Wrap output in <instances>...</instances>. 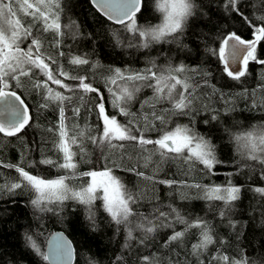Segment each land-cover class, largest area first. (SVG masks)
Listing matches in <instances>:
<instances>
[{
    "label": "trees",
    "instance_id": "16d2710c",
    "mask_svg": "<svg viewBox=\"0 0 264 264\" xmlns=\"http://www.w3.org/2000/svg\"><path fill=\"white\" fill-rule=\"evenodd\" d=\"M20 3L22 0L13 3L16 15L9 18L20 20L21 27L27 28L32 17L20 8ZM152 3L153 0L141 1V12L137 13V25L141 28L158 22ZM237 3L239 10L232 11L228 7V0H196L195 16L174 42L152 44L147 48L139 46L143 38H139L138 33L127 32L121 25L102 17L89 0H60V22L64 25L75 21L79 31L75 40L65 35L60 38V46L53 48L55 39L52 32H43L42 23L32 28L33 36L41 40L46 55L58 57V52L66 53L65 57H58L57 66L63 64L69 75H87L90 82L98 85L108 101L107 111L111 115H117L119 110L111 107L112 96L102 79L109 75V67L143 72L149 62L154 61L158 66L184 65L188 69L210 72L207 78L197 73L187 74L191 77L189 82L193 86L198 85L193 93L196 98L186 114L171 115L170 123L166 126L152 121V113L155 111L159 114L164 108L170 109L171 104L156 103L150 88H142L131 102L129 111L135 114L140 127L145 124V116L155 123L156 129L145 133L146 138L153 140L158 139L163 130H171L176 124L187 125L215 147L220 163L214 166L212 173H208L199 162L190 166L184 160L171 156L162 160L156 153L145 167L144 157L149 153L138 145L124 142L125 149L105 150L101 154V150L87 140L84 141L86 155L83 159L91 163H81L78 137L77 145L73 146V150L77 151L74 157L78 163L77 173L111 167L113 174L126 188L138 196L137 205L133 208L139 216L130 217L128 224H117L99 199L93 201L91 209L79 200L70 199L48 205L52 211H40L31 203L36 196L34 192L0 191V264H48L31 247L28 237H32L44 253L46 238L54 230L64 231L71 239L75 248L74 264H146L142 259L145 256L150 258L152 264H224L213 261L214 257L221 255L242 260L244 264H264V193L254 191L264 188V164L238 153L231 135L264 126V65L250 60L246 76L234 81L223 72V64L218 62L217 57L208 51L209 48L218 51L222 39L232 32L245 40L254 38L255 27L245 18L260 25L257 18L264 15V0H237ZM64 31L67 32V29ZM113 33L119 34L120 43H117ZM134 35L136 39H133ZM30 43L31 38L25 40L21 47L27 49ZM69 55L87 58L89 64L71 65ZM257 56L258 60H264V42L258 43ZM97 62L100 67L93 68L92 64ZM58 78L69 85L78 83L64 77ZM45 79L42 75L32 80L24 78L20 87L14 86L15 81L9 82L8 88L18 92L27 105L31 126L13 137L0 133V185L7 183L10 186V183L20 180L15 168L5 165L24 167L25 171L42 179L70 175L68 170L39 163L45 157L53 160L59 158L53 147L56 137L48 132L49 128L59 126V101L50 102L47 108L42 107L44 96L41 90L32 87L36 80ZM48 83L54 91H62L73 98L65 111L67 119L64 123L69 135L73 134V126H76V131L90 129L85 135H99L96 112H89L98 102L95 94H74ZM109 86L115 91V86ZM82 95L83 99L80 98ZM75 107H80L78 117L73 115ZM117 118L121 123H127L132 117L117 115ZM146 147L151 150L155 146ZM60 162H63L62 158ZM137 172H143L144 176L153 179L145 180ZM160 181L175 183L170 185ZM229 182L241 191L238 200L232 202L231 211L224 216L220 215V210L225 207L223 201L210 202L203 198V192L185 187L193 184L225 187ZM66 183L78 191L81 185L87 186L88 178L77 175ZM172 208L190 221L208 222L213 243L201 250L199 255L193 254L192 250L193 244L202 239L198 229H189L181 239L169 242V236L174 231H182L184 225L159 227L152 233L136 227L141 222V216L156 223L159 212L168 213ZM129 229L132 231L131 237L128 236Z\"/></svg>",
    "mask_w": 264,
    "mask_h": 264
},
{
    "label": "snow or ice",
    "instance_id": "6c2138e0",
    "mask_svg": "<svg viewBox=\"0 0 264 264\" xmlns=\"http://www.w3.org/2000/svg\"><path fill=\"white\" fill-rule=\"evenodd\" d=\"M14 2H20V0H0V98H3L9 120L6 124L0 123V133H3L5 137H13L31 126V117L28 108L23 106L24 101L16 92L5 91L9 87V82L15 81L14 86L20 87L24 78L32 80L33 77L42 75L46 79L43 81L36 80L32 87L35 90H41V95L44 96L45 101L42 107L47 108L50 102L59 101V126L56 129H48V132L53 133L56 137L53 141V147L59 158L53 160L45 157L39 163L61 170H68L70 175H60L56 179H42L36 175H31L28 171H25L24 167L5 165V167L15 168L20 180L19 182L10 183V186L7 183L0 185V191L7 190L11 193L13 190H20L21 192L28 190L34 192L36 196L35 199L31 200V203L40 211H52L48 205L57 202L62 203L70 199L79 200L81 204H87L91 209L93 201L99 199L102 200L104 210L113 221L117 224H120L121 220L125 224L130 223V217L139 216L133 208L137 205L138 196L126 188L121 180L113 174L111 167H104L100 171L77 173L78 163L74 161L77 151L73 150V146L77 145L78 137L80 138L78 151L82 156L81 163H91L90 160L83 159V156L86 155L85 140L100 149L101 154L105 150L114 151L117 148L123 150L125 149L124 142H129L138 145L143 151L149 153L147 157H144L145 167L148 166L151 156L159 153L162 160L171 156L173 159L184 160L190 166L195 162H199L208 173H212L214 166L220 163L216 156L215 147L187 125L176 124L171 130H163L159 138L155 140L146 138L145 135V133L156 129V125L152 121H159L161 126H166L170 123L171 115H183L186 114V110L191 109L193 100L196 98L193 93L198 85L193 86L189 82L191 77L187 75L188 73H197L207 78L211 75L210 72L188 69L184 65L158 66L154 61L149 62V66L143 72L109 67L107 69L109 75L102 77V79L108 93L112 96L111 107L119 110L117 115L125 118L132 117L127 120V123H121L117 115H111L107 111L108 101L94 81L90 82L87 75H69L64 70L63 64L57 66L58 57H65V52H58V57L46 55L41 40L33 36L32 28L37 23H42L43 32L54 34L55 43L52 45L53 48L60 46L62 43L60 38L65 35L73 40L77 38L79 31L75 21H70L64 25L60 22V0H34V2L22 0L20 8L32 17L31 24L27 28L21 27L20 20L13 21L9 18L16 15L13 10ZM93 2L109 20L121 25L127 32L138 33V37L143 38V42L139 46L144 48L151 45L152 39H159L164 34L165 29L168 32H174L179 27V23L172 21L171 17H169L168 24L161 28L159 33L150 32L139 27L137 25V13L141 12V0H93ZM228 7L232 11L239 10L237 0H228ZM245 19L251 26L255 27L254 39L245 40L236 32H232L222 39L218 51L208 49L210 54L216 56L218 62L223 64V72L234 81H239L246 76L250 60L258 61L261 65H264V60H258L257 56V45L264 42V15L257 18L261 22L260 25L253 24L248 18ZM64 29H67V32ZM113 36L117 43H120L119 34L113 33ZM149 37L152 39H149ZM29 38H31V43L27 49L21 47L23 42ZM136 38L137 36L134 35L133 39ZM68 59L69 63L75 66L89 64V60L80 55H69ZM231 64H238V68H231ZM92 67L98 68L100 65L97 62L93 63ZM58 76L78 81V83L75 86L69 85ZM48 82L74 94H95L98 102L93 108L89 109V112H96L99 135H85L86 132H90V129L76 131V126L72 128L73 134L69 135V130L64 123L67 119L65 111L67 104L71 103L73 98L64 95L62 91H54ZM205 83H207V79H205ZM109 85L115 86V91ZM142 88L152 89L155 102H167L171 104V108H164L159 114L153 111L152 121L149 120L148 116H145V124L140 127L135 114L129 111V106ZM80 98L83 99V95ZM73 115L77 117L80 115V107L73 108ZM257 130H264V126ZM249 140L252 147L248 153V158L254 161L259 160L261 164H264V131L254 139L250 134ZM147 145H154L155 147L149 150L146 147ZM61 158L63 162H60ZM128 159L131 161L132 158L129 157ZM31 163L34 164L35 162ZM130 170L135 171V169ZM136 174L145 180L153 179V177L144 176L143 172H137ZM77 175L90 178V182L87 183L86 187L81 185L79 191H74L66 181L73 180ZM160 183L171 185L175 182L160 181ZM185 187H192L199 192H203V198L210 202L223 201L225 207L220 210L221 216L231 211L232 202L238 200L241 191L239 187L231 185V182L225 187H209L200 184L185 185ZM100 191L103 192L102 196L99 195ZM254 191L264 193V188H256ZM140 220L141 222L136 227L143 229L146 233H152L159 227L173 228L176 224L184 225L182 231H174L169 236V242L181 239L189 229H198L202 239L192 246L195 255H199L201 250L213 243L207 221H190L175 208H172L168 213L159 212L156 223L144 216H141ZM128 236H132L131 229H129ZM28 242L38 254L43 256L44 260H50L53 264H69L71 261L72 249L70 242L61 235L51 239L48 254L41 252L39 245L32 237H28ZM142 259L146 264H152L148 256ZM213 261H222L224 264H244L242 260L236 261L223 255L214 257Z\"/></svg>",
    "mask_w": 264,
    "mask_h": 264
},
{
    "label": "clouds",
    "instance_id": "9594fccd",
    "mask_svg": "<svg viewBox=\"0 0 264 264\" xmlns=\"http://www.w3.org/2000/svg\"><path fill=\"white\" fill-rule=\"evenodd\" d=\"M197 4L196 0H153L152 10L158 16V22L152 25H146L144 28L148 31H155L159 33L161 28H164L168 24L169 17L174 22L179 23V27L176 28L174 32H168L165 29L163 35L159 39H152V44H160L163 42L172 43L177 38L178 34L182 33L189 21L196 14ZM264 130L258 131L255 128H249L247 130H242L239 132H233L232 140L235 145V150L238 153L248 155L251 150L252 144L249 140V135L251 134L252 138L259 136ZM120 224H125L123 220L120 221Z\"/></svg>",
    "mask_w": 264,
    "mask_h": 264
},
{
    "label": "water",
    "instance_id": "95a60500",
    "mask_svg": "<svg viewBox=\"0 0 264 264\" xmlns=\"http://www.w3.org/2000/svg\"><path fill=\"white\" fill-rule=\"evenodd\" d=\"M142 1V0H141ZM91 6L102 16L104 17L105 19H107L108 21H110L111 23L115 24V25H118L116 24L114 21L112 20H109L108 17L106 15H104V13L102 11H100L96 4L93 2V0H89ZM254 39V38H253ZM231 63V62H230ZM231 68H238V64H231ZM5 91H14L16 92L15 90H12V89H5ZM16 94L21 98V96L18 94V92H16ZM22 99V98H21ZM23 100V99H22ZM24 101V100H23ZM17 103H19L17 101ZM23 106H26V103L24 102V105ZM22 106V107H23ZM28 108V107H27ZM29 110V109H28ZM29 116L31 117L30 115V112H29ZM31 120V119H30ZM9 120H8V116H7V111H6V106L4 105L3 103V98H0V123H8ZM3 134V133H2ZM58 235H61L63 236L67 241L70 242V245H71V249H72V258H71V261L69 262V264H74V261H75V248H74V245L71 241V239L65 234L64 231L62 230H54L52 231L46 238V241H45V246H44V253L45 254H48L50 252V241L53 237L55 236H58ZM48 264H53L52 261L50 260H47Z\"/></svg>",
    "mask_w": 264,
    "mask_h": 264
},
{
    "label": "rangeland",
    "instance_id": "374dc122",
    "mask_svg": "<svg viewBox=\"0 0 264 264\" xmlns=\"http://www.w3.org/2000/svg\"><path fill=\"white\" fill-rule=\"evenodd\" d=\"M88 182H90V178H88ZM77 190L79 191L80 189L78 188ZM74 191H75V190H74ZM99 195L102 196V195H103V192L100 191V192H99ZM101 201H102V200H101ZM102 204H103V202H102Z\"/></svg>",
    "mask_w": 264,
    "mask_h": 264
}]
</instances>
